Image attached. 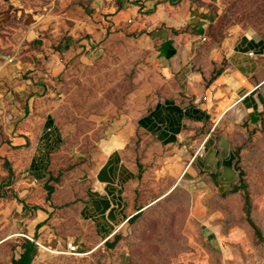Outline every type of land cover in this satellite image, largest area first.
Masks as SVG:
<instances>
[{"label": "rangeland", "instance_id": "1", "mask_svg": "<svg viewBox=\"0 0 264 264\" xmlns=\"http://www.w3.org/2000/svg\"><path fill=\"white\" fill-rule=\"evenodd\" d=\"M213 1L217 18L209 34L214 45L238 40L240 45L246 40L264 45V0ZM90 5L89 0H0V264H12L30 238L38 246L33 264H188L190 244L200 237L193 216L199 187L191 183L195 175L189 170L203 160L201 155L194 163L205 145L191 152L180 182L169 183L154 168L150 176L141 177L144 188L135 205L139 216L117 234L114 248L101 246L102 235L91 232L84 242L75 240L86 231L70 212L81 189L82 167H91L93 153L119 126L150 113L161 87V73L147 43L111 41L103 34L90 50L81 45L93 39ZM28 82L34 84L31 91ZM41 85L45 99L32 100L34 111L27 112L28 95L39 96L35 90ZM259 145L242 153L240 173L247 188L263 193L258 179L264 178V142ZM50 185L56 187L51 198L59 194L61 204L68 205L54 207L53 217L63 219V228L54 227L50 239L58 242L45 245L59 254L41 248L30 233L35 212L28 208L47 204ZM173 186L174 192L157 202ZM249 202L250 208H257L252 199ZM71 241L80 246L78 255L64 253Z\"/></svg>", "mask_w": 264, "mask_h": 264}, {"label": "crops", "instance_id": "2", "mask_svg": "<svg viewBox=\"0 0 264 264\" xmlns=\"http://www.w3.org/2000/svg\"><path fill=\"white\" fill-rule=\"evenodd\" d=\"M89 1L93 39L81 45L90 50L103 34L111 41L147 43L161 73V87L150 113L119 126L93 153L91 167H82L81 189L74 194L70 212L86 231L75 240L84 242L86 232H91L98 238L102 235L101 246L109 244L138 216L141 177L150 176L154 168L157 176L178 183L191 152L205 145V157L189 170L195 175L191 183L199 187L193 216L200 237L190 244L186 260L188 264H264V192L247 188L240 173L242 153L264 142V45L257 40L214 45L209 34L217 18L213 0ZM56 62L55 69L60 64ZM33 85L28 82L27 90ZM45 89L41 85L35 90L39 96L28 95L27 112L34 111L32 100L45 99ZM32 135L36 139L34 131ZM155 163L160 165L154 167ZM258 180L264 184V178ZM251 199L257 208L249 207ZM48 200L44 206L28 208L35 212L31 236L44 247L58 242L50 239L53 228H63V219L53 217L54 207L68 209L59 194Z\"/></svg>", "mask_w": 264, "mask_h": 264}, {"label": "trees", "instance_id": "3", "mask_svg": "<svg viewBox=\"0 0 264 264\" xmlns=\"http://www.w3.org/2000/svg\"><path fill=\"white\" fill-rule=\"evenodd\" d=\"M54 192V188H50V197L49 201L51 200V196ZM139 216V215H138ZM137 217V216H136ZM134 217V218H136ZM253 223V222H252ZM118 237L115 239L114 244H106L107 246H110L111 248L115 247L116 242L118 241ZM38 255V246L33 241H28L26 245L24 246V252L19 256L15 257L13 260V264H33L36 257Z\"/></svg>", "mask_w": 264, "mask_h": 264}, {"label": "built area", "instance_id": "4", "mask_svg": "<svg viewBox=\"0 0 264 264\" xmlns=\"http://www.w3.org/2000/svg\"><path fill=\"white\" fill-rule=\"evenodd\" d=\"M250 57H251V58H254L255 55H254V54H251ZM204 151H205V146H204V148L199 152V154H198L196 160L194 161V163L199 159V157H200L201 155H202L201 157L204 158V156H205L204 153H203ZM30 239H31L33 242H35L34 239H32V238H30ZM39 245H40V247L42 248V245H41V244H39ZM64 253H66V254H68V255H78V254L80 253V246L77 245L75 242H70V243L67 244Z\"/></svg>", "mask_w": 264, "mask_h": 264}, {"label": "bare ground", "instance_id": "5", "mask_svg": "<svg viewBox=\"0 0 264 264\" xmlns=\"http://www.w3.org/2000/svg\"><path fill=\"white\" fill-rule=\"evenodd\" d=\"M156 203V202H155ZM154 204V203H153ZM42 248H44V249H46V250H48V251H50V252H53V253H57V252H54L53 251V248H51V250H49L47 247H44V246H42ZM57 254H59V253H57Z\"/></svg>", "mask_w": 264, "mask_h": 264}]
</instances>
